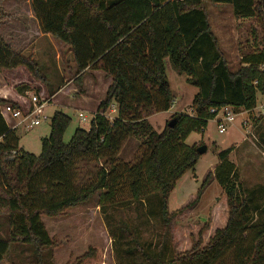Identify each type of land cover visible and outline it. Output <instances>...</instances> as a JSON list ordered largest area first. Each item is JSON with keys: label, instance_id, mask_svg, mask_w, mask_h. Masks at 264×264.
<instances>
[{"label": "trees", "instance_id": "trees-1", "mask_svg": "<svg viewBox=\"0 0 264 264\" xmlns=\"http://www.w3.org/2000/svg\"><path fill=\"white\" fill-rule=\"evenodd\" d=\"M205 1L31 0L42 32L72 51L78 83L88 69L103 70L112 82L89 128L78 127L69 142L64 135L72 118L54 112L50 135L42 138L38 155L20 148L18 129L9 126L1 113L2 104L19 106L0 98V262L13 245H19L21 255L29 251L33 264H58L54 252L62 241L50 234L43 217L65 216L96 194L101 206L113 204L123 183L135 202L156 196L165 229L170 228L169 195L201 155L186 142L189 135L206 130L216 117L212 109L232 106L253 112L258 94L264 95V51L247 54L233 71L212 30ZM210 1L231 4L235 16L256 18L264 29V0ZM6 17L0 0V29ZM168 58L198 92L191 105L195 114H175L171 118H177L175 125L169 121L158 132L148 117L168 111L175 100L166 70ZM19 66L41 74L36 61L14 50L0 32V69ZM113 104L118 115L110 120L106 112ZM130 136L140 139L144 148L143 157L133 164L118 158ZM232 150L218 153L214 171L227 196L226 226L217 229L205 246L194 244L177 254L173 264H264V218L256 219L260 208L256 190L245 187L230 158ZM88 156L103 159L106 165L91 183L77 186V162ZM100 261V247L92 245L66 264Z\"/></svg>", "mask_w": 264, "mask_h": 264}, {"label": "rangeland", "instance_id": "rangeland-1", "mask_svg": "<svg viewBox=\"0 0 264 264\" xmlns=\"http://www.w3.org/2000/svg\"><path fill=\"white\" fill-rule=\"evenodd\" d=\"M30 5L32 6L28 0H3L6 14H15V9L29 8ZM204 7L209 14L212 30L218 37L220 47L233 71L243 65L242 58L247 54L264 51V29L258 19L235 16L231 4L207 0ZM59 42L56 38L54 41L39 39L38 53L31 55L41 71V77L33 75L38 82L44 84L47 91L39 85L40 82L37 83L29 101L34 95L47 99L48 103L43 111L47 118L42 117L41 125L30 129L19 127L17 134L20 148L37 155L42 152V138L50 135L54 112L63 111L72 118L64 135L66 142L70 141L78 127L89 128L95 115L92 110L104 87L100 81L96 85L91 83L90 93L81 98L74 90L76 83L66 85L67 80L74 79L78 82L79 79L72 55L63 54L58 59V52L68 49L67 45ZM166 70L175 101L173 113L158 112L148 117L158 132L164 129L175 114H195L191 105L195 93L198 92V88L188 82V75L175 70L169 58L166 60ZM60 88L62 89L59 90ZM55 92L58 93L53 104ZM263 102L264 95L259 93L257 106ZM5 105L11 104H2L1 108ZM115 106L113 104L106 112L110 120L118 115L113 112ZM80 112L85 114L86 121L80 117ZM244 119L248 120L247 126L242 124ZM217 120V117L210 120L204 132H193L186 140L196 147L207 145L208 150L200 155L196 166L186 171L177 181L169 195V210L173 215L169 229H165L161 219L157 197L152 196L143 203L135 202L126 183H123L113 204L101 206L100 195L96 194L93 200L69 210L65 216L43 217L50 234L62 241L54 252L55 261L66 264L92 245H98L101 252V261L98 264H173L172 260L177 254L190 250L194 244L201 247L208 244L216 230L226 226L229 218L226 193L214 176L219 163L218 153L231 148V142L237 141L244 131L247 132L245 143L239 147L233 146L231 156L240 166L245 187L256 190V202L260 204L256 219H263L264 114L258 113V110H246V114L237 115L234 122L228 123L225 133L219 132ZM9 122L14 125L10 118ZM143 155L142 141L130 136L124 140L118 158L122 162L133 164ZM102 165H106L103 159L97 160L92 156L78 160L75 168L77 186H85L95 180ZM208 174L211 176L205 186H202ZM1 220L4 221L3 216ZM21 250V246L13 245L10 254L1 264H33L28 259L29 251H24L21 255Z\"/></svg>", "mask_w": 264, "mask_h": 264}, {"label": "crops", "instance_id": "crops-1", "mask_svg": "<svg viewBox=\"0 0 264 264\" xmlns=\"http://www.w3.org/2000/svg\"><path fill=\"white\" fill-rule=\"evenodd\" d=\"M28 1L31 2V0ZM0 32L4 37V39L6 40V42L12 45L14 50L21 52L22 54L28 57L29 56L31 57V55H33L34 53H38L39 47L37 41L39 39H48L50 41H54V37L42 32L39 24V20L31 5L29 6V8L20 7L15 9V14L7 12V17L1 23ZM59 43L63 44L62 41H60ZM64 45L67 44L64 43ZM63 54L72 55L74 60L73 53L69 49V46L68 49L66 48L63 51L58 52L57 54L58 59H61ZM76 70H77V65H76ZM99 81L102 82V85H104V87L102 94L97 99V103L95 104L94 109L92 110L95 113L100 103L105 98L107 89L109 88L112 82L111 77H108L106 73L101 69H88L81 84L75 82L73 79L72 81L67 80L66 85L76 83L77 87L75 86L74 90L78 92L81 98H83V97H87V95L90 93L89 85L91 83L92 85H96ZM39 82H40L39 85H41L46 92L47 89L46 87H44V84L41 81ZM39 82L37 81L36 77L33 75L31 70L27 66H19L13 69H0V98L10 100L13 103H16L17 106L24 108L29 101V96L34 93L36 89V84ZM21 83H25V84H21ZM62 88H60L59 90H61ZM57 93H55L53 97V104L55 103V98L57 96ZM114 105L116 106L113 109V112L118 113V106L117 104ZM173 107H174V103L168 111H163V112L173 113L172 112ZM235 110L237 111V115L243 116L244 114H246V110L244 108H238V109L235 108ZM4 118L6 119L9 126L13 127L9 122V118L14 122L13 118L8 114L4 115ZM246 133L244 131L243 135H241L237 141L231 142L232 145L230 147L233 146L239 147L242 144H244L247 139ZM232 154H233V150L230 154V158L237 164V166L240 169L237 160H235V158L231 156ZM241 157H245V155H241Z\"/></svg>", "mask_w": 264, "mask_h": 264}, {"label": "built area", "instance_id": "built-area-1", "mask_svg": "<svg viewBox=\"0 0 264 264\" xmlns=\"http://www.w3.org/2000/svg\"><path fill=\"white\" fill-rule=\"evenodd\" d=\"M264 69V66H263ZM47 99H40L38 96L34 95L32 100L29 101V104L26 108L13 107L12 105H5L1 108V113L3 115H10L14 120V128L24 127L26 129L33 128L42 123V117L47 118L43 114V111L47 105ZM255 110H258V113L264 114V102L259 106H256ZM212 112L216 114L218 118V127L220 133H225L228 130V123L234 122L237 117V111L232 106H223L221 108H214ZM80 117L83 120H87V117L84 113L80 112ZM91 122V121H90ZM244 125H248V120L244 119L242 122Z\"/></svg>", "mask_w": 264, "mask_h": 264}, {"label": "water", "instance_id": "water-1", "mask_svg": "<svg viewBox=\"0 0 264 264\" xmlns=\"http://www.w3.org/2000/svg\"><path fill=\"white\" fill-rule=\"evenodd\" d=\"M176 121H177V118H176V117L173 118V119H171L170 122H169V125H170L171 127H173V126L175 125V122H176ZM207 150H208V146H207V145H202V146L197 147V151H198L200 154H204V153H206Z\"/></svg>", "mask_w": 264, "mask_h": 264}]
</instances>
